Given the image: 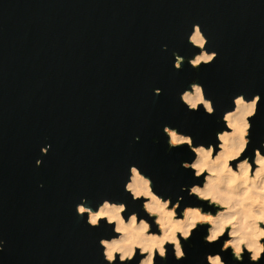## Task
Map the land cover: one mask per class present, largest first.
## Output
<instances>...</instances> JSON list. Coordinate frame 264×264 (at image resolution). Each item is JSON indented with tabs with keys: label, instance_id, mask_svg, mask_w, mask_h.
I'll return each mask as SVG.
<instances>
[{
	"label": "water",
	"instance_id": "1",
	"mask_svg": "<svg viewBox=\"0 0 264 264\" xmlns=\"http://www.w3.org/2000/svg\"><path fill=\"white\" fill-rule=\"evenodd\" d=\"M193 23L219 55L177 70L173 52L194 54ZM192 81L204 85L215 115L181 103ZM240 93L261 94L251 154L264 141V0H0V264H105L99 240L111 226H89L76 205L109 199L140 211L124 190L132 164L158 193L207 209L180 193L194 182L181 161L194 154L186 145L169 151L163 126L215 142ZM203 234L194 232L179 264H204L219 250Z\"/></svg>",
	"mask_w": 264,
	"mask_h": 264
},
{
	"label": "clouds",
	"instance_id": "2",
	"mask_svg": "<svg viewBox=\"0 0 264 264\" xmlns=\"http://www.w3.org/2000/svg\"><path fill=\"white\" fill-rule=\"evenodd\" d=\"M188 42L194 54L186 58L173 52L175 69L180 70L185 61L199 69L217 59L219 53L209 50L208 37L199 23L192 24ZM153 91L154 95L162 93L160 88ZM179 99L188 111H201L202 106L205 114H216L213 99L197 81H192ZM260 103V93L235 95L233 106L222 114L224 127L215 133V142H196L179 127L163 126L169 151L186 145L194 154L190 160L181 161V167L191 171L194 182L181 185L180 193L207 202V209L183 204L184 195L158 193L153 179L135 164L129 165L124 190L130 194L131 202H139L140 211L130 210L126 202L109 199L93 208L88 206L87 197L80 198L76 213L86 214L89 226L100 227L102 222L111 226L113 235L99 240L105 264H167L170 254L174 264H179L187 257L185 244L202 228L205 244L219 242V250L207 253L204 264H229L224 258L229 250L234 264H244L245 259L247 264H264V141L248 154ZM50 148V144L43 146L41 152L46 155ZM42 163L36 160L37 167ZM200 177L202 182H196ZM153 226L155 231L151 230ZM6 243L0 239V252Z\"/></svg>",
	"mask_w": 264,
	"mask_h": 264
},
{
	"label": "bare ground",
	"instance_id": "3",
	"mask_svg": "<svg viewBox=\"0 0 264 264\" xmlns=\"http://www.w3.org/2000/svg\"><path fill=\"white\" fill-rule=\"evenodd\" d=\"M224 133H221V135H223ZM151 230L155 231L156 229L155 228H152Z\"/></svg>",
	"mask_w": 264,
	"mask_h": 264
},
{
	"label": "rangeland",
	"instance_id": "4",
	"mask_svg": "<svg viewBox=\"0 0 264 264\" xmlns=\"http://www.w3.org/2000/svg\"><path fill=\"white\" fill-rule=\"evenodd\" d=\"M235 162H233V164H234ZM156 229V228H155Z\"/></svg>",
	"mask_w": 264,
	"mask_h": 264
}]
</instances>
